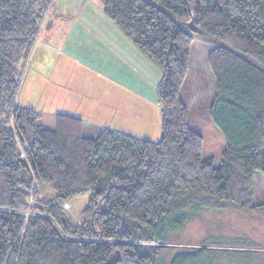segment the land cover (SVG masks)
<instances>
[{
	"label": "trees",
	"instance_id": "obj_1",
	"mask_svg": "<svg viewBox=\"0 0 264 264\" xmlns=\"http://www.w3.org/2000/svg\"><path fill=\"white\" fill-rule=\"evenodd\" d=\"M99 1L161 72L160 136L92 131L78 116L19 106L20 77L53 0H0V264H167L157 244L175 243L188 210L264 218L253 191L255 174L264 176V0ZM195 41L211 45L218 165L203 158V136L188 120ZM36 186L52 194L39 199ZM79 196L77 224L63 206ZM210 251L180 246L169 264H199Z\"/></svg>",
	"mask_w": 264,
	"mask_h": 264
},
{
	"label": "crops",
	"instance_id": "obj_2",
	"mask_svg": "<svg viewBox=\"0 0 264 264\" xmlns=\"http://www.w3.org/2000/svg\"><path fill=\"white\" fill-rule=\"evenodd\" d=\"M31 54L26 96L44 95L50 111L92 121V128L160 135L161 72L109 20L99 0H53Z\"/></svg>",
	"mask_w": 264,
	"mask_h": 264
},
{
	"label": "rangeland",
	"instance_id": "obj_3",
	"mask_svg": "<svg viewBox=\"0 0 264 264\" xmlns=\"http://www.w3.org/2000/svg\"><path fill=\"white\" fill-rule=\"evenodd\" d=\"M43 15L44 19L40 22L39 29L42 28L44 20L49 15V7ZM210 47L209 44L195 41L191 48V71L187 93L190 95L188 106L192 110L189 111L188 120L190 126L203 136V158H211L213 164L218 165L223 148V139L208 112V100L212 96L213 82L205 63V54ZM31 56L32 54L20 77L17 102L22 107L42 109V112L54 113L50 111L52 106L47 104L48 97L46 99L44 95L39 96L35 93L26 96V85L28 83L26 73L30 66ZM208 95L209 97L206 100L204 97ZM117 123L120 124V121H117ZM89 124L91 125L93 122L91 121ZM90 125L88 129L92 131L93 128H101L98 126L90 128ZM159 136L156 135L150 139L157 140ZM20 156L23 155L20 154ZM36 190L39 199H44L45 196L52 194L51 189L44 186H38V188L36 186ZM253 191L256 202L264 199V176L259 173L255 174ZM30 193L29 203L37 199L32 192ZM84 198V196H79L63 206L64 211L77 224L81 220L80 211L84 207ZM22 214L26 217L35 215V213L28 211H22ZM186 215L187 222L183 230L175 232L171 236V240L175 243L162 246V251H164L162 259L168 260L167 264H169V260L180 246L195 247L204 246L205 244L213 247L216 253H212V251L203 253V259L198 261L199 264H208L213 257H217L213 264H264L263 217L243 214L229 209L208 208H202L195 212L188 210Z\"/></svg>",
	"mask_w": 264,
	"mask_h": 264
},
{
	"label": "built area",
	"instance_id": "obj_4",
	"mask_svg": "<svg viewBox=\"0 0 264 264\" xmlns=\"http://www.w3.org/2000/svg\"><path fill=\"white\" fill-rule=\"evenodd\" d=\"M42 19H44V15H43V17H42ZM42 21V20H41ZM40 24V23H39ZM38 29H39V25H38ZM40 30V29H39Z\"/></svg>",
	"mask_w": 264,
	"mask_h": 264
},
{
	"label": "water",
	"instance_id": "obj_5",
	"mask_svg": "<svg viewBox=\"0 0 264 264\" xmlns=\"http://www.w3.org/2000/svg\"><path fill=\"white\" fill-rule=\"evenodd\" d=\"M157 245L166 246L165 244H157Z\"/></svg>",
	"mask_w": 264,
	"mask_h": 264
}]
</instances>
